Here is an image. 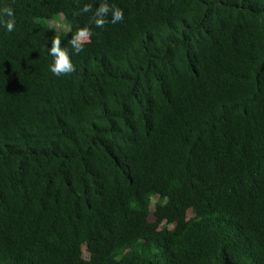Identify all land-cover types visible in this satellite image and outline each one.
<instances>
[{"label":"trees","instance_id":"obj_1","mask_svg":"<svg viewBox=\"0 0 264 264\" xmlns=\"http://www.w3.org/2000/svg\"><path fill=\"white\" fill-rule=\"evenodd\" d=\"M101 2L123 19L89 24ZM5 6L0 264H264V0ZM53 36L70 74L48 70Z\"/></svg>","mask_w":264,"mask_h":264},{"label":"clouds","instance_id":"obj_2","mask_svg":"<svg viewBox=\"0 0 264 264\" xmlns=\"http://www.w3.org/2000/svg\"><path fill=\"white\" fill-rule=\"evenodd\" d=\"M90 9L91 5L85 4L81 8V12L87 13ZM109 14L112 24H116L123 19V12L120 8L115 5L110 8L108 3L101 2L89 18V24L95 25L97 28H102ZM15 25L16 21L12 8L6 6L0 7V29H2L4 33H11ZM89 36L90 28L87 24L83 27H77L75 32L71 33L68 44L71 46L72 54L80 53L83 50L84 45L88 42ZM48 56L51 58L48 64V70L52 75L59 77L74 71L68 48L61 47L59 36H53L51 38V46L48 47Z\"/></svg>","mask_w":264,"mask_h":264},{"label":"rangeland","instance_id":"obj_3","mask_svg":"<svg viewBox=\"0 0 264 264\" xmlns=\"http://www.w3.org/2000/svg\"><path fill=\"white\" fill-rule=\"evenodd\" d=\"M49 27L51 29H54L58 35L62 36L66 34L69 31V26L66 24L64 17L60 15L57 20H51L47 22ZM163 204H161L160 199L158 196L153 197L151 200V206H150V214L147 218V222L150 225V227L154 230H161L164 226V222L159 221V212L161 211V207ZM191 217V212L188 213V218ZM173 228V227H172ZM84 252V258L88 259L89 255L86 253L85 249H83Z\"/></svg>","mask_w":264,"mask_h":264}]
</instances>
